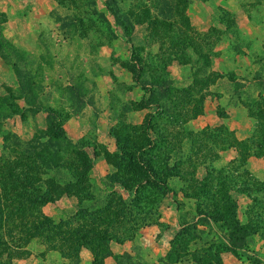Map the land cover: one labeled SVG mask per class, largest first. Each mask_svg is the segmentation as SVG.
<instances>
[{"label": "rangeland", "instance_id": "374dc122", "mask_svg": "<svg viewBox=\"0 0 264 264\" xmlns=\"http://www.w3.org/2000/svg\"><path fill=\"white\" fill-rule=\"evenodd\" d=\"M56 1L59 7L54 9L53 17L43 23L48 27L52 22L60 34L51 35L48 28L42 30L35 22L33 27L37 31L24 35L18 49L11 41L15 35H9L8 39L0 32V56L19 82L18 90L10 83L0 87V264H111L112 244L126 245L116 264H264V240L258 236L251 239L238 255L222 252L218 243L221 233L198 223L200 217L195 200L181 204L179 221L188 225V229L189 224L196 223V229H189L180 236L179 229L173 240L176 243L171 241L172 248L169 249L164 244H146L141 237L147 226L158 224L162 230L169 227L159 221L157 204L135 203L136 194H128L125 198L122 192L114 190V184L119 180L116 174L111 173L102 180L94 177L87 151L94 134L72 141L66 135H55L51 126V117H55L57 128L62 127L61 112L53 107L62 109L66 115L64 105L80 108L84 95L79 94L76 87L88 78L91 69H106L103 68L105 65L111 68V44L117 38L131 43L132 31L140 25L147 28V46L131 48L126 69L134 78L132 68L139 71L138 84L144 86L146 81L162 78L157 85L164 88L169 85L165 79L169 75V66L173 59L178 60L184 66L176 87L178 100L176 103L160 101L159 105L166 108L162 123L184 122L196 117L202 112L206 96L204 88L219 79L220 74L213 70L211 58L217 56L219 42L228 38L220 25L235 32V11L240 6L245 7L252 18L256 17L257 22H264V0ZM208 25H211L210 29L203 30ZM188 42L193 45L186 46ZM252 44L250 38L238 35L234 47L240 53L241 47ZM233 50L228 51L229 60L234 58ZM262 55L264 61V51ZM45 59L49 60L50 69L45 70ZM226 69L234 81L232 64ZM261 70L264 74V65ZM243 88L240 83L227 87L237 93ZM250 93H253L252 88ZM18 100H23L24 106ZM250 101L246 102L249 111L262 115L264 97ZM44 109L54 113L48 114ZM39 112L45 116L41 125L37 118ZM16 116L33 125L31 140H24L11 129ZM45 124L46 129L43 128ZM125 133L123 135H130ZM212 134L219 132L210 131L206 137ZM158 147L165 159L173 155L174 161H182L191 169L190 157L195 145L191 146L189 154L184 153L185 146L181 143L168 147L171 149L168 151L165 145ZM122 151L108 153L110 166L116 161L114 158L124 159L127 150ZM123 176L129 177L126 173ZM50 189L56 191L54 194L59 191L69 194L42 205L43 197ZM23 209H30L31 215L27 212L23 217ZM245 212L246 209L239 213L244 222ZM45 217L51 220L52 233L43 226L36 232L34 227L45 221ZM113 220L114 224L111 223ZM21 223L27 224L26 227ZM83 224L94 227H80ZM70 230L71 235L63 238ZM55 232L57 235L52 236ZM84 233H88L89 241L95 242L79 244L67 252L59 249L64 239H82ZM93 247L97 248L94 253ZM85 250L88 252L84 253ZM72 251L78 252V257L71 258L73 256L66 254Z\"/></svg>", "mask_w": 264, "mask_h": 264}, {"label": "crops", "instance_id": "0c3cea01", "mask_svg": "<svg viewBox=\"0 0 264 264\" xmlns=\"http://www.w3.org/2000/svg\"><path fill=\"white\" fill-rule=\"evenodd\" d=\"M57 7L59 4L56 0H0V15L3 16H0V32L4 33L8 39L9 35H15L11 41L12 45L18 49L21 48L20 44L23 42L20 41L24 35L37 31L33 27L35 22H38L37 26L42 30L48 28L51 35L60 34L61 31L52 25V22L51 25H47L48 27H45L46 25L43 23L53 17L52 13ZM230 12L233 11L230 10ZM235 14V32L229 30L227 26L220 25L221 30L225 35H228V38L219 42V48L216 49L217 56L211 58L213 70L220 75L217 83H210L208 88H204L203 92L206 96L202 107L203 112L200 115L184 122L162 123L161 117L166 113H164L166 108L159 105L160 101L176 103L178 100L179 91L176 90V87L181 81L184 67L178 60L173 59L169 66V75H166L165 79L171 84L164 88H159L160 86L157 85L158 80H163L162 78L146 81V84L142 86L126 69L125 63L131 58V48L147 46L148 31L144 25L133 29L131 43L126 44L117 38L111 44V53H109L111 68L105 65L103 68L106 69H91L88 78L83 79L80 86L76 87L77 92L84 95L81 98L83 103L80 108H72L70 104L69 106L64 105V109L68 112L66 115L62 109L53 107L57 112H61V129L70 140L79 141L94 134V140L90 143V148L87 151L93 175L99 180L105 179L111 173L118 175V168L113 163L110 166L107 154L119 152V139L117 140L116 133L122 125L143 127L149 119H152V126L148 127L149 138L157 145H165L167 151L168 147H174L179 143L185 146L184 153L187 151V154H189L192 145L201 146L198 155L200 159L197 160L194 156L190 157L192 159H190V163L195 164L196 167L194 178L189 174L188 165L184 166L182 161H174V156L170 155V165L182 163L179 165L180 173H172L173 175L170 176L167 183L168 192L164 195L159 194L162 196L157 197V207L160 212L159 221L169 227L162 230L161 225L158 224L147 226L141 237V240L146 244L153 242L164 244L167 249L172 248L171 241L173 242L175 234L181 229L179 204L181 206L184 201L193 200L185 197V194L189 192V181L192 179L199 182L205 181L211 169H233L232 167L242 160L241 145L254 137L256 128L260 124L257 116L249 111L246 102L248 100L251 102L252 99L260 100L261 97H264V74L261 70L264 65L262 60L264 22H257V18H252L242 6L238 7ZM189 15H191L190 10ZM5 19L7 21L4 22ZM194 23L193 21V28ZM210 27L211 25L205 26L203 30H209ZM196 30L200 31V29ZM238 35L253 41L251 47H241L240 53L236 52L234 47ZM233 48L235 50H233L234 58L229 60L228 51ZM230 64H232L234 81L229 78V72L226 69ZM43 65L45 70L51 68L48 59L43 61ZM0 71H3L0 72V75L4 76L0 78V87L8 86L7 84L10 83L12 88L18 90L19 82L10 73L1 56ZM188 82L190 81L188 80ZM238 83L245 87L243 93L227 89V87ZM165 88H169L170 91L165 93ZM251 88L252 94L250 93ZM51 91L52 89H50ZM22 101L18 100L19 104L24 106V101ZM37 118L40 120V125L41 121L45 120L42 112L37 114ZM12 121L11 129L18 136L28 141L32 139L34 127L29 120L25 122L21 120L20 116H16ZM46 127L47 124L43 125L44 129ZM205 131H217L219 134L217 138L206 136L204 138L203 132ZM197 135L199 137H196ZM223 146L225 148H221ZM213 155L217 158L213 159ZM245 168L254 181L264 183V155H249L246 158ZM120 177H122L120 180L124 181L125 178L122 175ZM114 186V190L122 192L125 198L128 194L130 195L129 190L122 183L117 181ZM236 188L239 189L240 186ZM231 194L239 206V213L244 209L247 211L252 203L251 198L239 190H234ZM67 199L70 198L67 197ZM144 204L149 206L148 201H145ZM239 218L244 222L242 217ZM258 237L260 238V236ZM125 246L111 245V264L117 263L119 255L126 248ZM86 252L88 251L85 250L84 253ZM88 255L89 253H87Z\"/></svg>", "mask_w": 264, "mask_h": 264}, {"label": "trees", "instance_id": "16d2710c", "mask_svg": "<svg viewBox=\"0 0 264 264\" xmlns=\"http://www.w3.org/2000/svg\"><path fill=\"white\" fill-rule=\"evenodd\" d=\"M192 45V42L186 44L188 47ZM132 70L137 82H139V71H137L135 67H133ZM168 83L171 84L170 82H167L166 84ZM168 90L170 91L169 88H165V93L169 92ZM44 111L48 114L54 113L52 110L48 109H44ZM260 114L256 115L260 124L256 128L254 137L241 145L242 160L232 167L233 169L231 170L227 168H222L220 170L211 169L208 177L203 182H199L195 179L190 180L189 192L185 194L186 198L195 200L197 214L200 217L198 223L205 226L207 225L210 229H216L217 232H220L221 235L218 236L221 237V239H219L218 243L220 244V247L223 248L222 252H230L234 255H238L240 251L245 250L246 246L249 245L250 240L255 236H260V238L264 239V183L254 181L245 168L246 158L249 155H264V111L262 112V115ZM51 118H53V122L51 123L53 133L55 135H66L62 129L57 128L55 121L56 118ZM151 121L152 119H149L143 127L122 125L116 133L117 140L119 139V152L123 153L122 149L125 148L127 151H124V159L114 158L113 160H116L115 162L111 159L112 162H114L113 164L119 170V180L122 178L120 175L123 176L125 173L129 175L127 178L123 176L126 181L124 179L122 184L129 190L130 195L136 194L135 203H144L145 201H148L149 206L157 204V197H159V194L164 195L168 192V180L171 175L180 173L179 165L182 164L176 163L174 166L170 165L171 156L169 155L165 159L158 145L153 143L149 138L148 127L152 126ZM125 132H128L130 135H123L126 134ZM203 135L207 136L208 131L203 132ZM208 137L217 138L218 135L212 134ZM122 145L125 146L123 147ZM221 148L225 147L223 146ZM200 150L201 146L196 147L195 145L193 156L196 157L197 160L200 159L198 156ZM109 157L110 155L107 154V159ZM214 158L217 157L213 155V159ZM189 167L191 168L189 174L193 176L195 174L194 172H196L195 164L191 163ZM234 173L237 175L235 176ZM237 186H240L241 189L236 188ZM234 190L245 192L251 198L252 203L246 211L247 221L245 223L239 218V206L231 194ZM48 192L49 193L45 195V198L43 197L44 201L42 202V205L53 203L56 199L61 198L64 195L68 196L69 194L68 192L61 191H59L58 194H54L56 191H52L51 189L48 190ZM12 200L15 203L14 198ZM32 202L35 201H30L29 203ZM112 207L115 208V206ZM23 210V217L26 216L27 212L31 215L30 209ZM44 219L45 221H41V224H39L38 227H34L36 232L42 226L45 230L46 228H49V232H51V220H48L46 217ZM114 222L115 221L113 220L111 223L114 224ZM21 225L26 227L27 224L21 223ZM90 226L93 225L90 224ZM90 226L83 224L80 227L87 229ZM189 226H191L189 229H196L198 224H189ZM180 227L181 232L179 233V236L182 235V233L184 235L185 232L189 230L186 228L188 225L185 226L180 223ZM71 232L72 230L64 233L63 238L67 235H71ZM54 235H57L56 232L52 236ZM86 235H88V233H84L82 239H64L65 243L61 242V245L59 243V249L67 252L68 249L72 250L75 247L77 248V245L79 244L90 245L92 242H95L94 240L89 241V238L87 239ZM174 242L172 244H174ZM214 243L215 242L213 241L212 244ZM65 244H67V247ZM90 247H92V245ZM91 250L94 253L97 248L93 247ZM66 254H69L70 257L73 256L71 258H75L78 257L79 253L72 251Z\"/></svg>", "mask_w": 264, "mask_h": 264}]
</instances>
